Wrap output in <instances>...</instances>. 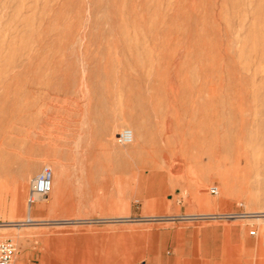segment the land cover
Masks as SVG:
<instances>
[{
  "label": "rangeland",
  "instance_id": "rangeland-1",
  "mask_svg": "<svg viewBox=\"0 0 264 264\" xmlns=\"http://www.w3.org/2000/svg\"><path fill=\"white\" fill-rule=\"evenodd\" d=\"M0 224L14 264H264V0H0Z\"/></svg>",
  "mask_w": 264,
  "mask_h": 264
},
{
  "label": "built area",
  "instance_id": "built-area-1",
  "mask_svg": "<svg viewBox=\"0 0 264 264\" xmlns=\"http://www.w3.org/2000/svg\"><path fill=\"white\" fill-rule=\"evenodd\" d=\"M132 139V131L129 128H123L116 135L117 142L122 145L130 144ZM52 177V170L46 165L31 180L27 196V203L29 205L34 204L37 199L48 195L51 189ZM209 191L216 194L218 189L216 186H212ZM15 253L16 245L10 238L0 239V264H14Z\"/></svg>",
  "mask_w": 264,
  "mask_h": 264
},
{
  "label": "bare ground",
  "instance_id": "bare-ground-1",
  "mask_svg": "<svg viewBox=\"0 0 264 264\" xmlns=\"http://www.w3.org/2000/svg\"><path fill=\"white\" fill-rule=\"evenodd\" d=\"M132 137H133V132H132ZM132 141H133V139H132ZM200 154V153H199ZM59 183V182H58ZM58 186H59V184H58ZM56 190H57V182L54 180L53 181V177H52V181H51V189H50V194L52 195V197H55V192H56ZM45 197H47V196H45ZM45 197H41V198H39V199H43V198H45ZM39 199H37V201L39 200ZM29 206H31V205H29ZM38 207V205L37 204H33L32 205V208L33 209H36ZM9 225H17V224H14V223H10ZM1 226H6V224H0V227Z\"/></svg>",
  "mask_w": 264,
  "mask_h": 264
},
{
  "label": "crops",
  "instance_id": "crops-1",
  "mask_svg": "<svg viewBox=\"0 0 264 264\" xmlns=\"http://www.w3.org/2000/svg\"><path fill=\"white\" fill-rule=\"evenodd\" d=\"M61 207H63V206H61Z\"/></svg>",
  "mask_w": 264,
  "mask_h": 264
}]
</instances>
